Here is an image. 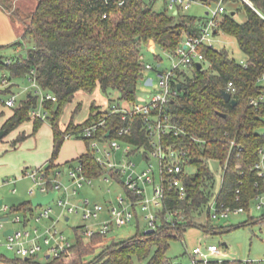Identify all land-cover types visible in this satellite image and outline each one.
Instances as JSON below:
<instances>
[{
	"label": "trees",
	"instance_id": "1",
	"mask_svg": "<svg viewBox=\"0 0 264 264\" xmlns=\"http://www.w3.org/2000/svg\"><path fill=\"white\" fill-rule=\"evenodd\" d=\"M120 1L38 0L35 10L23 15L14 7L15 0H0V5L10 12L13 20L23 24V38L14 45L26 51V58L21 62L5 66L11 67L15 76H24L36 69L42 88L57 96L56 101L45 103L54 134L53 157L44 173L47 178L59 166L55 161L67 135L87 141L86 152L77 160L84 165L85 174L90 179L106 172V166L97 159L93 141L107 143L117 139L135 147L131 155L140 149L145 152L152 149L144 117L140 114L124 119L122 112L112 113L111 109L101 112L93 105L91 115L84 123L77 125L72 121L63 131L60 119L64 108L78 92L93 93L97 88L108 95L118 92L121 102L134 105L139 85L147 77L143 55L150 43L154 41L162 52L174 54L187 36L201 35V27L195 17L182 15L181 11H156L153 6L155 0H127L123 5L119 4ZM248 1L252 5L246 0H203L206 5L223 2L225 12L215 34L224 31L235 37L246 57L247 66L237 63L226 50L203 45L200 47L205 57L202 69L194 63L186 69L177 70L172 80L176 94L168 104L167 112L183 132L178 136L168 134L163 138V144L187 151L188 166L196 168L195 173H184L188 197L180 200L173 190L167 201L169 209H179L184 218H178L173 223L166 222L164 211L161 213L162 222L154 233L138 232L112 240L102 234L86 239L83 227H79L77 242L61 257L71 261L67 263L55 258L48 264H182L170 259L167 251L172 240L184 239L187 228L198 227L207 235H216L236 227L228 223H214L209 217L207 205L216 186V175L210 166L212 160L219 162L222 170L228 163L220 201L244 206L249 211L252 199L264 190V180L255 168L259 160L258 150L264 146V136L260 131L264 128V107L257 109L251 104L252 99L264 94V87L258 83L264 73V0ZM239 3L243 4L247 14L246 21L242 23L235 19L236 12H230L226 6H237ZM155 57L159 66L162 56L155 54ZM154 68L158 70L159 67ZM188 69H192V74L188 73ZM230 81L236 87L233 97L238 100L237 106L223 96ZM179 84H182L181 90ZM1 92L10 93L11 89ZM37 101L35 95L29 94L25 101L13 108V114L3 126L5 135L31 120ZM100 120L105 121V126L99 127L94 136H82L85 127ZM43 123L42 120L34 122L32 135L39 131ZM127 126L131 127L130 132L120 134L121 129ZM28 136L21 134L15 144ZM232 140L243 147L240 156L237 153L230 155ZM109 170L112 177L120 176L117 170ZM237 189L241 190L239 201ZM35 208L31 200L26 201L23 204L24 218L29 212L35 214ZM205 215V222H201ZM251 223H264V214L256 219L250 217L240 225ZM103 243H107V247L88 262L87 258L97 253V244ZM36 258L22 257L14 262L41 264ZM6 259L0 254V260ZM262 263L249 259H226L222 264Z\"/></svg>",
	"mask_w": 264,
	"mask_h": 264
},
{
	"label": "rangeland",
	"instance_id": "2",
	"mask_svg": "<svg viewBox=\"0 0 264 264\" xmlns=\"http://www.w3.org/2000/svg\"><path fill=\"white\" fill-rule=\"evenodd\" d=\"M150 1V0H148ZM25 10H21L22 14L31 13L34 10V1L26 0ZM154 9L159 12L169 11V13H175L168 8L166 0H155ZM218 5H206L202 2H193L188 10H182V15H187L190 17H195L199 25L208 19V12L211 9H215ZM230 12L235 11V19L238 22H245L247 19L246 11L242 3L234 6L232 4L226 5ZM23 14V15H24ZM22 26L23 24L19 22ZM211 44L214 48L218 50H226L234 60L243 65L246 63V57L239 47V44L235 37L225 33L224 31H219L218 34H212ZM157 52L153 53L149 49L144 51L143 61L146 64H152L158 67V60L155 54H160L162 56L161 66L158 68L161 72H167L174 66L175 58L170 56L169 53L162 52L158 47H156ZM26 58V51L24 49H19L15 45L0 47V85L4 76L8 78L9 85L6 88L0 87V90L11 89L10 93H3L0 91V126L2 122L13 113V109L6 108L5 102L10 99L13 94L17 97V105L25 101L29 94L35 95L36 88L33 87V81L30 76H15L11 70V67L5 66L8 59H12L13 63H18ZM177 60V59H176ZM208 68L209 64H205ZM188 68V67H187ZM186 69V68H185ZM192 69H188V73L192 74ZM150 77L155 80L154 86H146L144 83L139 85L136 104L145 105L149 102V96L156 92L155 87L159 83L158 73L156 71H150ZM120 94L118 92H113L110 95L104 93L100 88H97L93 93H87L85 91H80L75 95L74 100L68 103L63 111L60 119V127L63 131L69 126V124L74 121L75 124L84 123L91 115V108L93 105L98 107L101 112H106L112 110L114 106L119 107H132L133 104L119 100ZM120 104V105H119ZM32 121V120H30ZM35 121H33L34 123ZM27 130V134L33 133L32 122H25L19 130H15L6 135L3 139H0V156L5 159L0 162V200H3V208L8 207L7 210H1L3 212L0 217L9 216L10 221L6 222L5 229L11 228L15 230H22L23 234L27 230L31 231L29 239L33 238L37 234H41L45 231L46 227L53 224L52 219L43 218L41 221H36L32 219L27 225L23 222H14L13 218L21 216L23 219L25 217V211L23 209V204L33 198L31 193L32 189L37 190L38 187L35 185L33 179L27 175L28 171H32L38 168H42V172L48 169L50 161L53 157L54 149V134L52 123L49 120H45L39 131L26 138L25 140L19 142L15 147L13 143L19 138L20 131ZM264 132V128L260 130ZM103 147V144L99 145ZM122 148L116 151L113 155L114 161L124 164L126 160L124 158L125 145L122 144ZM88 143L86 140L75 137H67L61 151L55 161L56 165H59L53 173H51L50 179L57 178L65 184H70L71 180L69 177V171H65L67 168H72L77 166L79 161L78 155L80 150H87ZM94 148V147H93ZM132 150H136L135 147L131 146ZM98 155H102L99 153ZM130 161L135 164V168L138 170H143L148 165V160L144 156V149L138 150L134 155L130 157ZM151 163L155 166V182H160L159 177V163L156 158L151 157ZM210 166L216 175V186L214 188V195L210 200L220 192L222 187V174L223 170L220 167V163L217 161H210ZM28 168V169H26ZM105 174L91 179V182L84 183V186L79 189V193L72 196L73 202H78L81 200H89L91 205L100 204L104 207V210L99 218H91L85 220L83 218V211L80 209L79 212L69 213L59 206L56 201H52L47 204L48 207H53L52 217L57 223V227L62 233L71 241L76 243L78 239L79 227H84L85 225L97 230L100 224L105 220H111V216L108 210L111 208V203L116 202L119 196H123L127 202L131 203L128 198L126 189L123 185L125 180L124 176H119L118 178L112 177L109 168L105 167ZM61 171V175L57 173ZM187 173H195L196 168L194 166L186 167ZM10 179H16V183H12ZM148 198H152L154 195V185H149L148 187ZM159 208L152 207V213H157ZM40 208H35L34 212L37 214ZM150 210H143L141 205H136L137 217L133 220L131 224L118 227L114 225L112 230L108 233V238L118 239L126 238L132 235L140 233H145L149 229V223L146 218L151 212ZM31 213L29 212L28 215ZM264 214V210L257 208V202L252 201L249 206V211L240 214H232L227 220L218 221L214 223L236 226L235 228L225 231L216 235H207L202 229L198 227L187 228L183 240H172L170 242V247L167 251V256L173 261L180 262L182 264H191V258L187 250H192L198 245L205 244H216L219 246L222 252L226 253L225 259L234 260H263L264 259V223H251L250 225H240L249 220L250 217L256 219ZM69 217V220L66 219ZM207 216H203L200 220L205 222ZM240 225V226H238ZM38 231H35V228ZM83 231V228H82ZM4 231H0V254H3L7 259L0 260V264H17L15 260L22 258L17 255L13 250L8 248V239L4 236ZM85 237V236H84ZM27 238V237H26ZM97 253L93 256L87 258L90 262L94 257L100 254L108 245L107 243L97 244ZM71 256L76 257V255L71 254ZM54 258H47L46 247L40 252L36 258L41 264H48L53 261ZM65 262H69L70 258H61ZM71 261V260H70ZM136 263L138 260L135 259Z\"/></svg>",
	"mask_w": 264,
	"mask_h": 264
},
{
	"label": "built area",
	"instance_id": "3",
	"mask_svg": "<svg viewBox=\"0 0 264 264\" xmlns=\"http://www.w3.org/2000/svg\"><path fill=\"white\" fill-rule=\"evenodd\" d=\"M126 1L127 0H121L119 4L123 5ZM106 2L109 3V0H106ZM193 2L204 3L203 0H168L167 4L170 10L178 13L182 10H188ZM224 12L225 6L223 2H220L215 9L209 11L208 19L201 26V35L187 36L182 46H180L174 54H170V56L175 58L174 66L167 72L158 73L159 83L155 87L156 92L149 96V102L147 104L138 105L135 103L132 107L114 106L112 108V113L122 112L124 119L127 117L133 118L134 115L138 114L144 117V123L150 137L152 149L146 150V152L144 151V155L149 162L147 167L143 170H138L135 168V164L130 161V157L132 156L131 145L124 144L117 139L107 143L99 141L92 142L99 163L111 170H117L121 176L125 177L123 184L131 203L127 202L123 196H119L116 202L111 203V208L108 210L111 220L103 221L97 230L88 225L83 227L82 233L86 239H90L97 234L108 235L114 225L122 227L131 224L137 214L136 205L139 204L143 210L151 211L152 207L159 208L157 213H152L151 211L150 214L146 216L149 223V229L156 230L158 228L163 219L161 213L164 211L166 222L173 223L178 218H184L183 215H180L181 211L179 209H169L167 202L170 199L169 193L173 190L177 192L180 200H185L188 197L187 187L184 182V173L188 166V153L181 148H173L163 144V138L168 134L174 133V135L178 136L183 132L177 124L172 122L167 112L169 107L168 104L176 94V91L172 87V80L177 70L185 69L197 62L202 63L205 57L200 51L201 46L208 45L214 48L210 39L212 34H215L216 28H218L221 16ZM104 16L106 17L107 15L105 14ZM12 63V59H8L6 62L7 65H11ZM244 65L247 66L246 63ZM146 69L152 70L154 69V65L146 64ZM28 75L33 81V87L36 88L35 96L38 100L37 105L32 110L31 120H48L50 112L45 107V103L48 101H56L57 96L42 88L38 81L36 69L33 68ZM258 83L264 87V73L259 77ZM8 85V78L4 76L0 87L6 88ZM152 86H154V83ZM226 91L231 93L233 97V93L236 92V87L233 81L228 83ZM251 104L257 109L262 106L264 107V94H261L258 98L252 99ZM5 106L9 108H15L17 106V97L15 94H13L10 99L6 100ZM102 126H105L104 120H100L97 123L85 127L82 131V136L85 138H91L97 133L99 127ZM130 129V126L124 127L121 129L120 134H127L130 132ZM261 133L264 136V132ZM67 137H72V135H67ZM230 143V155L237 153V156H240L243 147L237 144L235 140H232ZM100 144H103V147H100ZM122 144L126 147L124 150L126 163L124 164L114 161L113 158L114 153L123 147ZM99 153H102V155H98ZM258 155L259 160L256 163L255 168L258 171L259 177L264 180V146L258 150ZM151 157L156 158L159 163V183L155 182V166L150 162ZM227 166L228 163L223 170L222 187L220 192L213 198V200H210L207 205L209 217L214 222L227 220L232 214H240L247 211L244 206H232L226 202L220 201V194L224 185V174ZM42 170V168H38L27 172V175L33 179L35 185L38 187L37 190L32 189L31 193L33 195H35L38 190L44 195L48 194L50 191H54L57 192V194L53 201H56L65 211L74 213L79 212L81 209L85 220L91 218L97 219L100 217L104 210L102 205H91L89 200L73 202L71 199L72 196L79 193V189L84 186V183L91 182V179L86 176L84 165L81 162L75 167L73 166L72 168L66 169L67 172L69 171L68 173L71 180L70 184H65L57 178H47ZM57 174L61 175V171ZM10 181L16 183V179H10ZM257 184L259 185V182H257ZM149 185H154V195L152 198L147 197ZM236 192L238 194L237 200L239 201L241 190L237 189ZM252 201L257 202L258 209L264 210V190L258 193ZM1 207L2 211L8 209L7 206L3 208L2 205ZM52 211L53 207L44 205L40 207V211L37 214H30L24 219L21 216L13 218L14 222H23L25 225H27L32 219L41 221L43 218L52 219L54 223L46 227L43 233L37 234L31 239L28 238L31 234L30 230L24 232V235L22 230L13 229V234L5 236L8 239V248L23 258L38 256V254L43 251L44 247H46L47 256L49 255L50 258H61L66 255L73 247L74 243L69 241L62 231L58 229L57 223L52 217ZM8 220H10V217ZM4 225L5 221L0 219V231L5 232L7 230ZM35 231H38L37 227L35 228ZM187 252L191 258V264H222L226 260L224 257L227 256L226 253L222 252L216 244H200L192 250H187ZM257 261L264 262V259Z\"/></svg>",
	"mask_w": 264,
	"mask_h": 264
},
{
	"label": "crops",
	"instance_id": "4",
	"mask_svg": "<svg viewBox=\"0 0 264 264\" xmlns=\"http://www.w3.org/2000/svg\"><path fill=\"white\" fill-rule=\"evenodd\" d=\"M33 1H34V6L33 7H34V10H35V8L37 6V3H38V0H33ZM25 3H26V0H15L14 7L15 8H18V9H21V10H25L24 9V8H26V4ZM203 23L200 24V27L202 26ZM23 34H24V28H23V26L19 22L13 20V18L11 17L10 12L7 11L6 9H4L0 5V47L14 45L16 42L22 40ZM16 47H18L19 49H22L20 46H16ZM156 47L157 46H156L155 42L152 41L150 43L148 49L150 51H152L153 53H156L157 52ZM160 66H161V64L158 67H160ZM150 71H156L157 73H160L161 72L159 69L157 70L155 68L152 69V70H147L146 71L147 77H146L145 82H144L145 85H146L147 79L150 78V75H149ZM153 83H155V80L154 79H153ZM146 86H148V85H146ZM6 108H9V107L6 106ZM11 109H13V108H11ZM12 114L13 113H11V115ZM11 115H9L8 117H6V119L2 122V125L0 126V132L3 131V126L6 123V121L11 117ZM27 122H32L33 129H34V123H33V121H27ZM23 125H24V123L21 126H19L17 129H15V130H19L20 127H22ZM23 133H26L27 134L28 132H27V130L22 131V132L20 131L19 136L21 134H23ZM5 136L6 135L4 134V136L3 137H0V139H3ZM30 136H32V134H30L28 137H30ZM17 144H15V141H14L13 147H15ZM85 152H86V150H80V154L78 155V157L81 156L82 154H84ZM0 153H1V151H0ZM1 157L2 156H0V162H2L3 159H5V157H3V158H1ZM26 169H28V168H26ZM65 171H66V169H65ZM110 203H112V201H110ZM2 214H3V212L0 211V215H2ZM8 218H9V216H4V215L2 217H0L1 220L5 221V223L8 222V221H10V220H8ZM7 229H11V228H7ZM4 236H5V234H4Z\"/></svg>",
	"mask_w": 264,
	"mask_h": 264
},
{
	"label": "water",
	"instance_id": "5",
	"mask_svg": "<svg viewBox=\"0 0 264 264\" xmlns=\"http://www.w3.org/2000/svg\"><path fill=\"white\" fill-rule=\"evenodd\" d=\"M246 1L250 5H252L248 0H246ZM197 66H198V69H202L203 64L201 62H197ZM146 85L152 86L153 85V78H151V77L148 78L147 81H146ZM178 87H179V90H181L182 84H179ZM223 96H224L225 100L231 102L233 106H237L238 105V100L236 98L232 97L231 93H229L228 91L224 90L223 91ZM222 115L226 116V114H222ZM4 134H5V131H1L0 132V137H3ZM108 135H109V133H108ZM56 194H57V192L50 191L48 194L44 195V194L41 193V191L38 190V191H36V194L31 199L32 204L35 207H42L44 205H47V204H49L50 202L53 201V199H54ZM2 205H3V200H0V206H2ZM66 219L69 220V217H66ZM13 232H14L13 229H7L4 234L6 236L8 234H13ZM154 232H155V229H148L145 232V234H152ZM47 258L48 259L50 258L49 255L47 256Z\"/></svg>",
	"mask_w": 264,
	"mask_h": 264
}]
</instances>
